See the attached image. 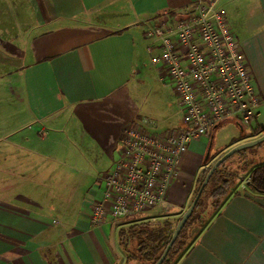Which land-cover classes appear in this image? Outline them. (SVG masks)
Segmentation results:
<instances>
[{"label":"crops","instance_id":"1","mask_svg":"<svg viewBox=\"0 0 264 264\" xmlns=\"http://www.w3.org/2000/svg\"><path fill=\"white\" fill-rule=\"evenodd\" d=\"M196 1L0 0V80L10 79L12 94L23 100L20 118L26 117L0 135V148L9 147L5 159L22 163L16 175L26 182L15 200L0 202V264H141L129 232L174 225L192 204L204 171L233 147L264 135V0H220L263 99L258 118L250 128L226 121L190 144L168 192L171 214L157 208L155 215L152 209L91 226V207L102 197L98 178L117 159L125 127L150 118L139 100L149 70L161 82L146 29ZM152 120L156 126L158 119ZM231 122L242 135L212 150L216 133ZM91 144L108 164L90 180L70 147L87 155ZM263 164L241 173L250 179ZM23 193L45 198L30 201ZM203 217L206 226L195 227L198 236L171 264H264V194L240 180L221 207L214 212L210 206ZM131 253L137 257L129 260Z\"/></svg>","mask_w":264,"mask_h":264},{"label":"built area","instance_id":"2","mask_svg":"<svg viewBox=\"0 0 264 264\" xmlns=\"http://www.w3.org/2000/svg\"><path fill=\"white\" fill-rule=\"evenodd\" d=\"M145 37L151 64L177 97L181 123L151 132L155 122L142 117L125 127L117 159L98 178L102 197L91 207L92 227L154 208L171 214L168 192L190 144L229 120L250 128L263 104L220 0H198L176 16L164 13Z\"/></svg>","mask_w":264,"mask_h":264},{"label":"rangeland","instance_id":"3","mask_svg":"<svg viewBox=\"0 0 264 264\" xmlns=\"http://www.w3.org/2000/svg\"><path fill=\"white\" fill-rule=\"evenodd\" d=\"M149 71L151 72L145 80V87L142 92L143 95H140L139 100L142 102V106H145V111H143L144 114L152 119L158 120H156L157 125L149 127L148 130L151 132H164L180 126V114L177 113L175 107L176 100L174 94L171 90L162 86V82H159L158 74L153 68ZM13 89L12 82H10L9 78L5 77L3 80H0V135L9 134L14 125H21L26 122V117L21 119L19 113L20 108L23 107V100L22 98H16L15 93H13L14 95L12 94ZM262 122H264V119ZM88 128V124L85 123V129L87 131ZM248 130L249 129H245L244 132L247 133ZM240 135H242L241 129L236 123L231 122L224 128L219 129L216 133L212 142V150L215 151L219 147L230 144L235 138H239ZM79 136L80 133H78V137ZM73 144H76V142L74 141ZM8 149L9 147L0 148V202L6 203L15 200V197L20 194V189H24L19 188V186L24 187L26 183L23 177L16 175L18 174L16 169H24V166H21L22 163H14L13 161L5 159L6 155H9ZM70 149L75 151V154L78 155L77 157L80 159L82 171L87 175L86 179H90L97 175L99 176L102 174L101 172H104L106 169L108 162L102 160L101 148H95L93 144H91L87 155L82 153V147L72 145ZM250 159L254 161V164L264 163V142L260 146L251 147L236 153L226 163V170L239 175V180H237L236 184L240 180L245 183L247 177L243 176L241 172H243L246 163L250 161ZM39 165H41V163L35 164L34 169L35 177L33 179L36 181L40 178L39 175H37V172H39L37 167ZM240 175L243 177H240ZM23 195H26L28 197L27 199L30 201H39L41 200V197L45 198V194L41 193H23ZM158 213V209L154 208L149 215H155ZM195 233H197V231L189 232V239H191ZM133 246L135 249L134 251L137 252V245L133 244ZM176 258L177 256H175V259ZM140 262L141 264H146V261L143 259H140Z\"/></svg>","mask_w":264,"mask_h":264},{"label":"trees","instance_id":"4","mask_svg":"<svg viewBox=\"0 0 264 264\" xmlns=\"http://www.w3.org/2000/svg\"><path fill=\"white\" fill-rule=\"evenodd\" d=\"M228 161L229 159L214 172L208 185L204 189L193 214L183 228L179 238L173 245L167 260L163 264H169L174 256L180 257L182 253L190 247V244L198 236V233H195L191 239H189L188 233H191V231L193 232L195 227L204 228L207 224V220L204 219L203 214L207 212L210 206L213 211L216 212L230 196L232 188L236 185L237 180H239V175L226 170V163ZM212 166L204 171L195 197ZM252 166H254V161L250 160L246 163L243 171L245 172L249 170ZM249 176V184L253 190L257 193L264 194V164L255 167ZM181 218L182 217H180L174 225L170 222H165L155 229H138L129 232L130 234L128 236L132 242L136 243L137 252L141 256L140 258L147 262L151 261V264H156L171 241L175 228ZM136 257L137 256L132 253L129 254V260Z\"/></svg>","mask_w":264,"mask_h":264},{"label":"water","instance_id":"5","mask_svg":"<svg viewBox=\"0 0 264 264\" xmlns=\"http://www.w3.org/2000/svg\"><path fill=\"white\" fill-rule=\"evenodd\" d=\"M264 142V135L259 137L258 139H255L253 141L247 142V143H243L241 145H238L237 147L231 149L230 151H228L225 155H223L218 161H216L212 168L210 169V171L208 172V174L206 175L195 199L193 200L192 204L190 205V207L186 210V212L182 215L181 220L178 222L175 231L172 235L171 241L169 242V244L167 245V247L165 248L164 252L162 253L160 259L156 262V264H163L167 258L168 255L173 247V245L175 244L176 240L179 238L183 228L185 227V225L187 224L188 220L190 219L191 215L193 214L197 203L200 199V197L202 196V193L204 191V189L206 188V186L208 185L211 177L213 176L214 172L224 163L226 162L228 159H230L232 156H234L236 153L251 148V147H255V146H259Z\"/></svg>","mask_w":264,"mask_h":264}]
</instances>
